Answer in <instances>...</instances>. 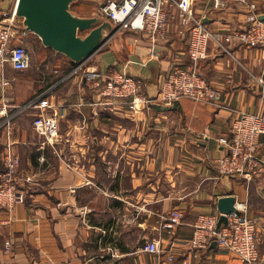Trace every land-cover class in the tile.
Returning a JSON list of instances; mask_svg holds the SVG:
<instances>
[{"label":"crops","instance_id":"1","mask_svg":"<svg viewBox=\"0 0 264 264\" xmlns=\"http://www.w3.org/2000/svg\"><path fill=\"white\" fill-rule=\"evenodd\" d=\"M16 1L0 0V15ZM80 1L82 16H94L89 3ZM255 2L264 16V0ZM225 7L214 10L212 0L194 5L210 29L240 27L245 7ZM124 41L119 51L106 45L76 67L31 33L24 44L30 59L35 53L29 43L41 47L37 62L25 73L8 64L0 68V173L9 141L20 160L18 171L32 178L21 186V204L0 208V264H185L186 255L187 264H246L219 247L189 254L197 215H219L218 198L226 195L253 221L255 264H264V164L242 177L219 176L213 164L224 153L216 139L230 134L235 116L264 112V51L237 47L229 56L209 46L198 71L219 91V109L183 97L181 109L158 112L140 103L134 113L97 104L86 74L117 71L138 82L140 101L151 100L175 66L187 67V43L175 27L165 42ZM41 100L50 109L31 107ZM53 111L60 139L48 146L32 121ZM257 156L264 161V135ZM173 209L183 217L169 233L161 230L162 216ZM153 239L172 247V262L168 254L142 251Z\"/></svg>","mask_w":264,"mask_h":264},{"label":"built area","instance_id":"2","mask_svg":"<svg viewBox=\"0 0 264 264\" xmlns=\"http://www.w3.org/2000/svg\"><path fill=\"white\" fill-rule=\"evenodd\" d=\"M232 2L246 9L243 24L229 30L210 29L204 23L205 17L195 13V0H103L96 13L103 19L118 26L128 46L130 42L143 39L150 43L165 42L171 29H177L180 38L186 40L188 65L185 68L175 66L158 86V92L151 100H139V84L132 77L117 71L109 75L94 72L86 74L90 92L105 107L126 106L136 112L142 104L150 107L152 103L165 106L185 97L196 102H203L221 108L219 91L206 82L198 71V65L207 57L209 46L217 53L232 56L237 47L245 49L260 48L264 51V21L260 20L255 0H212L214 10L226 8ZM30 33L26 32L14 9L0 15V68L8 64L15 72L27 71L32 64L24 40ZM128 39V40H127ZM124 41V38H123ZM125 42V41H124ZM2 84L8 85L3 77ZM95 104V105H97ZM39 109H50L45 100L30 104ZM34 133L44 139L48 146L57 145L59 141L58 113L49 116L39 115L32 121ZM8 127V126H7ZM9 130V129H8ZM9 135V132H7ZM230 134L219 137L216 142L224 153L213 160L219 176H245L257 170L264 161L257 156L259 138L264 135V112L255 115L243 113L235 116L230 126ZM4 173H0V208L12 209L24 199L23 184L32 181L30 176L22 175L18 169L20 160L13 154L8 141L1 153ZM220 215V213H219ZM219 215L200 213L192 226L193 233L188 242L189 254L197 255L208 249L212 241L217 247L230 252L246 264H255L258 253L255 243V227L246 215L245 208L236 205V212L227 214V226H220L216 231ZM180 211L171 210L162 216L161 230L174 232L182 222ZM142 248L145 253L168 254L166 260L172 262L173 250L170 245L161 246L159 239L146 242ZM189 256L183 261L187 264Z\"/></svg>","mask_w":264,"mask_h":264},{"label":"water","instance_id":"3","mask_svg":"<svg viewBox=\"0 0 264 264\" xmlns=\"http://www.w3.org/2000/svg\"><path fill=\"white\" fill-rule=\"evenodd\" d=\"M78 0H17L14 8L16 18L22 28L40 40L45 49L69 59L80 67L92 59L103 47L108 45L114 51L123 46L119 27L109 23L99 15L82 16L72 10ZM264 21V16H260ZM206 22V17L204 23ZM158 112L181 109L179 100L172 105L152 103ZM217 210L220 213L216 231L227 226V214L236 212V198L226 195L218 198ZM204 252L217 248L215 241Z\"/></svg>","mask_w":264,"mask_h":264},{"label":"rangeland","instance_id":"4","mask_svg":"<svg viewBox=\"0 0 264 264\" xmlns=\"http://www.w3.org/2000/svg\"><path fill=\"white\" fill-rule=\"evenodd\" d=\"M101 1H103V0H92V1H87L86 0V2H88L89 3V5L91 6V9L93 8L94 10H96L97 9V7H98V5H99V3L101 2ZM258 7H259V5H258ZM263 7V6H262ZM83 9V6H82V2L80 1V0H78V2L73 6V11H75V12H78V10L79 11H81ZM93 10V11H94ZM262 11V8H261V6H260V9H258V12L260 13ZM39 48V49H38ZM39 50H41V47L40 46H36L35 47V45L34 44H30L29 43V52L31 53V56H32V53H35V56L33 55L32 57H31V59L33 60L32 62L33 63H36L37 62V60H36V58H37V56H38V54H37V51H39ZM35 58V59H34ZM33 65V64H32ZM25 73V72H24ZM22 74V73H21ZM23 75V74H22ZM19 76V78L20 79H22V80H24V79H27L26 78V76ZM54 82V81H53Z\"/></svg>","mask_w":264,"mask_h":264},{"label":"trees","instance_id":"5","mask_svg":"<svg viewBox=\"0 0 264 264\" xmlns=\"http://www.w3.org/2000/svg\"><path fill=\"white\" fill-rule=\"evenodd\" d=\"M74 6V5H73ZM73 6H72V10H73ZM77 14L79 13L80 15H82V13H81V11H79L78 10V12H76ZM124 37H133V35L132 34H129V33H126V34H123V36H122V40H123V38ZM183 98V97H182ZM3 173H4V171H3Z\"/></svg>","mask_w":264,"mask_h":264}]
</instances>
